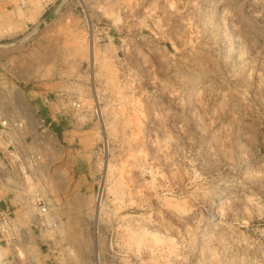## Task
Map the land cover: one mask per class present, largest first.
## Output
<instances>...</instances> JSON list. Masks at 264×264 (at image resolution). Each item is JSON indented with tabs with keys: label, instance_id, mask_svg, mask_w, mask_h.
I'll return each instance as SVG.
<instances>
[{
	"label": "rangeland",
	"instance_id": "1",
	"mask_svg": "<svg viewBox=\"0 0 264 264\" xmlns=\"http://www.w3.org/2000/svg\"><path fill=\"white\" fill-rule=\"evenodd\" d=\"M0 114V264H264V0H0Z\"/></svg>",
	"mask_w": 264,
	"mask_h": 264
},
{
	"label": "crops",
	"instance_id": "2",
	"mask_svg": "<svg viewBox=\"0 0 264 264\" xmlns=\"http://www.w3.org/2000/svg\"><path fill=\"white\" fill-rule=\"evenodd\" d=\"M38 94H40V93L38 92ZM37 101H39V99H31L30 100V106L32 105L34 107V106H36V104L42 106V104H40V102H37ZM57 114H58V112H56V111H54V114H52V117H53L54 120L57 119V116H56ZM0 116H1L0 119H2L3 115L0 114ZM5 148L7 149V152L4 150ZM4 149L0 148V151L2 152L3 155H7L8 153L9 154L11 153V150L8 149V146L4 147ZM35 153H37V152H35ZM23 169H24V171L26 170L25 168H23ZM28 170H30V166H28ZM25 180H27V179H25ZM4 201H5V205H10V206H13V207L16 208L14 211H12V214H13L12 219H13V222L17 226V228L15 230V232L17 234V239L16 240H9V241L13 245L14 250L17 251L16 249H19L21 247L25 248L26 246H28L27 245V241L30 240V238H29L30 234H35V231H37L35 229H37V228L34 229V228H30V227L20 226V223L18 221L14 220L15 218L18 219L19 215L24 217V219H28L29 218L28 213H27L26 208H25V206H26V201L25 200L17 198V197H13L12 195L9 194L8 196H6V198H4ZM17 210H20L19 211L20 212L19 215H17ZM36 213L38 214V215L37 214L36 215L42 221H40L41 224H40V227L38 228L39 232H37V235H36L37 238L34 237V242H36V243H40L41 241L46 242V238H44L43 236L49 235V234H51L53 232L55 233V229H51L50 227H46L45 226L46 222L48 221V218H50V212L48 211L46 213H41V212H36ZM32 218H35L34 214L32 215ZM20 257L21 256H20V252H19V256H18V254H16V259H20Z\"/></svg>",
	"mask_w": 264,
	"mask_h": 264
},
{
	"label": "built area",
	"instance_id": "3",
	"mask_svg": "<svg viewBox=\"0 0 264 264\" xmlns=\"http://www.w3.org/2000/svg\"><path fill=\"white\" fill-rule=\"evenodd\" d=\"M4 117V116H3ZM8 119H5L3 121V125L8 124L6 127H10V123ZM4 134V138H8L9 136V131L4 130L0 128V135ZM9 139V138H8ZM3 190V182L0 180V193ZM35 203L34 205L36 206L35 208L38 209V212L41 213H46L49 211L50 208V202L47 197L41 196L40 192H36L35 195ZM1 200V199H0ZM1 212V217H0V235L3 238H6L7 240H16L17 239V234L15 232L17 226L13 222L11 213L9 209L6 207V209L0 211Z\"/></svg>",
	"mask_w": 264,
	"mask_h": 264
},
{
	"label": "bare ground",
	"instance_id": "4",
	"mask_svg": "<svg viewBox=\"0 0 264 264\" xmlns=\"http://www.w3.org/2000/svg\"><path fill=\"white\" fill-rule=\"evenodd\" d=\"M24 172V171H23ZM100 199V198H99ZM2 257V256H1Z\"/></svg>",
	"mask_w": 264,
	"mask_h": 264
}]
</instances>
